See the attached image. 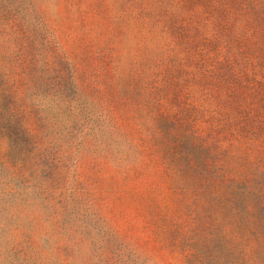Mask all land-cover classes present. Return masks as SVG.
<instances>
[{
    "label": "rangeland",
    "instance_id": "rangeland-1",
    "mask_svg": "<svg viewBox=\"0 0 264 264\" xmlns=\"http://www.w3.org/2000/svg\"><path fill=\"white\" fill-rule=\"evenodd\" d=\"M0 264H264V0H0Z\"/></svg>",
    "mask_w": 264,
    "mask_h": 264
}]
</instances>
